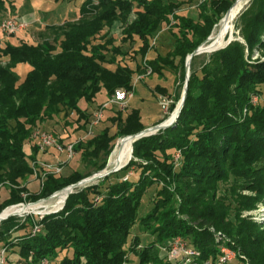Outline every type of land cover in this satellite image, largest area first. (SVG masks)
Segmentation results:
<instances>
[{"label":"trees","instance_id":"16d2710c","mask_svg":"<svg viewBox=\"0 0 264 264\" xmlns=\"http://www.w3.org/2000/svg\"><path fill=\"white\" fill-rule=\"evenodd\" d=\"M234 1L201 0L192 16L179 13L182 3L172 0H97L91 6V0H83L75 18L44 24L39 43L10 44L0 37V212L24 201L47 198L101 171L117 139L145 128L138 109H131L125 117L117 109L109 118L115 133L105 126L74 143V152L88 171L47 174L39 190L29 193L26 186L39 150L34 141L28 157L24 147L39 124L62 114L75 118L77 128L84 132L91 117L80 104H91L102 91L106 99L118 88L134 91L132 76L135 71L143 74L146 67L157 76L165 69L178 72L182 83L186 56L213 32ZM0 6L5 7V0H0ZM239 19L244 43L230 41L199 63L203 55L192 57L178 118L171 126L131 143L126 165L75 188L57 212L41 219L12 215L0 221L1 246L13 248L15 261L180 264L167 257L172 241L180 237L199 252L197 264L207 260L217 264L219 250L209 231L212 226L238 236L237 250L252 264H264L263 242L249 239V230L255 226L244 220L233 225L212 193L216 183L231 181L264 194V61H251L255 50L264 49V0H251ZM115 23L121 25V44H116L111 33ZM163 24L171 33V48L147 58L154 49L151 39ZM127 42L137 43L135 52L141 61L135 70L121 63L127 55L122 45ZM18 63L30 66L23 79L15 71ZM180 94L173 95L170 112ZM133 172L137 177L129 174ZM170 184H175L178 196L170 192ZM152 186L157 187L152 206L138 217L142 197ZM34 222L41 229L32 234ZM27 224L28 232L14 235ZM135 225L146 238L133 233L128 239ZM128 253L136 259L128 260Z\"/></svg>","mask_w":264,"mask_h":264},{"label":"rangeland","instance_id":"374dc122","mask_svg":"<svg viewBox=\"0 0 264 264\" xmlns=\"http://www.w3.org/2000/svg\"><path fill=\"white\" fill-rule=\"evenodd\" d=\"M177 1L182 2V6L180 7L179 13L183 15L186 14L192 16L196 15L197 4L200 2V0H192V1L177 0ZM81 3H82L81 0H70V1L61 0L58 2H55L53 0H5V7L1 8L0 6V20L6 17H13L19 22H22L24 20H27V22L38 21L41 22V24H38L37 22L33 23L32 25H28L26 28H22L10 35L0 33L1 40L9 42L10 44H17L22 41H26L30 43H39L43 40L42 27L44 25V22L47 21L48 23L50 22L62 23L65 20L75 18L78 15V11H79V7L81 6ZM96 3L97 0H91L89 6H91V4H96ZM250 3L251 0H248L247 4L239 11V13L230 23L229 28L225 33V41L229 36H233V38H238V40H240L241 43H244V40L240 35L239 17L249 7ZM217 26L218 24L214 27L213 32L216 31ZM111 33L115 39L116 44H121L120 30L116 29ZM171 45H172L171 33L168 31L167 25L163 24L160 27L159 32L157 33L156 43L153 46L154 49L152 53L148 55V57H153L157 52L161 54H165L171 48ZM122 46L127 51V56L123 58L121 63L126 64L134 69L136 65L141 61L140 55L136 54L135 52L137 50V43L134 42L130 44H124ZM209 53L211 52L202 53L201 55L203 56H201L197 62L199 63L201 60L207 57ZM251 61L252 62L264 61V49L255 50L251 54ZM108 67L110 69H114L115 65L108 64ZM29 70H30V66L27 63H18L15 66V71L21 79L24 78V76ZM164 71H165V78L163 80H160V78H158L156 74L145 75L141 79H137V80H136L137 76H134L133 83H136V88H135L136 91L134 92V96L132 97V99L129 100L125 108L122 109V112L124 113V117L131 109H140L143 114L144 125L148 126L150 124H154L157 120L166 116L162 114L161 109L157 103V92L154 89L155 83L160 80L159 84H162L165 88L171 90V93H173L172 95H174L178 92L181 93L184 80L181 83L179 77L180 73L178 72L176 73L168 69H165ZM106 98L107 97L105 92L102 91V93L91 104L85 105V103L82 102L80 104V107L85 109L86 112L89 113L91 117V113H93L95 107H97L100 103L105 101ZM262 98L264 99V95ZM256 99H257L256 97H253V101L256 102L257 101ZM117 109H118L117 107H112L109 110L105 109L103 119L99 122L98 127L94 129L95 133H97L100 129H102L105 126L110 127L111 133H115L116 131L115 126L111 125L109 118L115 115V111ZM157 115L159 116V118L157 117ZM77 126L78 123L75 122V118L63 117V115L60 114L59 117H57L56 119L49 120L39 124L36 129L53 133L58 138V141L60 140L61 143L67 144L69 142L76 141L77 139L81 138L84 135L83 129H79L77 128ZM118 140L119 139H117L114 142L113 149L115 148ZM33 142L34 140L30 139L25 144L24 151L28 157L32 153L31 144ZM110 156L111 155L109 154L107 158V162ZM60 159H64V154L62 153L57 155L55 151L53 152L52 148H49L46 152L38 151L37 154V161H41V162L43 161L50 164H55ZM137 161H141V160H137ZM89 169L90 168H88L87 166H84L78 153H75L74 156L64 164L62 175L64 176L68 175L70 172L74 170L83 173L88 171ZM129 174L132 176L135 175V177H137L138 175V173L135 172ZM168 187L170 188L169 190L171 193H174L175 196H178L176 192L175 184H170ZM156 188H157L156 186L150 187L146 192V194L142 197L141 204L137 211L138 217L143 216L151 208L152 206L151 196L155 192ZM26 189L29 193H36L39 190L38 180L32 176L31 180L27 183ZM212 193H213L214 201L217 203L219 201L220 204L223 205V209L228 214L229 219L230 218L232 219L233 225L236 226V224L239 221L244 220L251 222V224L255 226L254 229L249 230V239L250 240L259 239L260 241H262L263 242L262 249H264V194L262 196L257 195L255 192L249 190L247 187L239 186L231 181H221L218 184L216 183V188ZM1 197H3V194L2 196L0 194V198ZM246 198H251L250 202L248 201L249 203L247 202ZM48 201L51 200H45L44 202L41 203L46 205L49 203ZM44 205L41 208L36 209V211L17 214L14 216H18L22 218L25 216H30V217L32 216L35 219H37L40 214H46L49 211H51V207L45 208ZM213 209L217 211L216 206H214ZM232 216H234V219ZM183 217L187 218L186 216ZM226 221L228 222L229 220ZM228 223H230V221ZM29 229L30 227L27 224L25 226V229L14 233V235H16L17 233L22 234L28 232ZM131 231L132 233L129 235L128 239H130L133 233H137L142 239L147 237L146 233L142 231L141 232L137 231V225H135L131 229ZM209 231L213 235L214 243L216 244L214 246L215 249L219 250L218 251L219 253L217 254V259L215 260L217 261V264H242V263L252 264L245 255L241 254L240 251L237 250L238 248L236 244V238L238 236L237 237L230 236L226 232L222 230H218L217 228L212 226L209 227ZM172 242H173L172 243L173 253L170 254V251H167V255H168L167 257L173 259L174 261L180 264H197L196 258L199 257L198 251L188 247V245L180 237H176ZM3 249L4 251L2 257L1 250ZM11 249L13 248L10 247L5 248L1 246L0 243V264H21L19 263L21 261L19 262L15 261L16 256L10 252L12 251ZM158 250L161 255L162 254L166 255V250H164V248L158 247ZM7 257H9L10 260H8ZM125 257H127L128 260L136 259L131 253L126 254ZM223 257H225L224 260H222ZM235 259L239 260V261L237 260L238 263L235 261ZM126 263H128L126 260L122 262V264H126ZM203 264H213V263L210 260H207L204 261Z\"/></svg>","mask_w":264,"mask_h":264},{"label":"built area","instance_id":"2783aa9c","mask_svg":"<svg viewBox=\"0 0 264 264\" xmlns=\"http://www.w3.org/2000/svg\"><path fill=\"white\" fill-rule=\"evenodd\" d=\"M26 26L27 25L25 23L19 22L13 17H6V18L0 20V33L10 35V34L17 32L18 30H20L22 28H25ZM154 42H155V38L152 41V45L154 44ZM150 74H151V69L149 67H146L145 72L143 74H138L136 77V80L141 79L145 75H150ZM133 93H134L133 90H127L124 88L116 89L113 92V94L108 99H106V101L101 103L93 111V113L91 115V119H90L89 123L87 124L86 129L84 131V135L81 138L77 139L76 141L83 140L86 137L93 136L94 135V128L101 121V119L103 117L104 110L107 109L108 107H117L118 109L122 110L127 105V102L129 101V99L133 96ZM157 103L161 109L162 114L166 115L165 119L163 120V121H165L169 117V115L172 113V112H170L169 108H170V105L173 103V100L170 97L159 94V95H157ZM31 139H33L36 142L38 150L41 152H46L49 148H53L59 154H62V153L64 154V159L58 160L57 163H55V164H50V163L43 162V161L42 162L36 161V162L32 163V167H33L32 176L38 180L39 184H42V182H43V180L47 174H53V175L61 174L64 164L68 160H70L75 154L73 146H74V143L76 141L69 142L67 144H62L58 141V138L53 133H50L47 131H41L39 129H34L32 131V134H31ZM39 169L41 171H40V176L38 177ZM26 194L27 193H24V192L21 193L23 198L26 197ZM44 201L45 200H40L39 202H44ZM30 203L33 204L34 202L32 203V202H25L24 201V202L15 204V205H28ZM35 203H37V202H35ZM15 205H13V206H15ZM62 205L58 208V211L62 207ZM55 210H57V209H55ZM55 210H51L46 214H49L51 212H57ZM44 215L45 214H40L37 219H41ZM40 229H41V225L34 222L33 227H32V234L39 232ZM172 243H171V248L169 250L170 254L173 253ZM3 251H4V249L1 250L2 257H3ZM224 259H225V257L222 258V260H224ZM40 264H47V261L41 260Z\"/></svg>","mask_w":264,"mask_h":264},{"label":"bare ground","instance_id":"6f19581e","mask_svg":"<svg viewBox=\"0 0 264 264\" xmlns=\"http://www.w3.org/2000/svg\"><path fill=\"white\" fill-rule=\"evenodd\" d=\"M248 0H236L233 6L230 8L228 14L223 17L218 26L216 31L212 34V39L209 41V43H213V48H220L224 45H226L227 41L230 38H233V36H229L227 40L225 41V33L227 32L230 23L233 21V19L236 17V15L239 13V11L247 4ZM225 41V43H224ZM177 108L173 110V112L169 115V117L163 122L164 124L171 123L176 116ZM132 143V140L130 138H125L123 140L119 139L113 152L111 153V156L109 158V164L108 168H111L113 166H122L124 165L126 158L128 157V154L130 152V144ZM67 193L66 190L60 191L54 195L50 200L49 203L44 205L41 202L28 204V205H15L8 207L3 210L1 216H6L8 214H22V213H28L32 211H36V209L41 208L43 205L45 208H50L51 210H54L62 205L64 202V195ZM47 202V201H46ZM48 211V210H46ZM38 212V211H37Z\"/></svg>","mask_w":264,"mask_h":264},{"label":"water","instance_id":"95a60500","mask_svg":"<svg viewBox=\"0 0 264 264\" xmlns=\"http://www.w3.org/2000/svg\"><path fill=\"white\" fill-rule=\"evenodd\" d=\"M236 1V0H235ZM235 1L233 2V4L235 3ZM233 4L231 5V7L233 6ZM230 7V8H231ZM230 8L226 11V13L224 14V16L223 17H225L227 14H228V12H229V10H230ZM222 17V18H223ZM220 22V21H219ZM219 24V23H218ZM212 39V32H211V34L205 39V41H203L196 49H194L190 54H188L187 56H186V59H185V62H184V83H183V87H182V91H181V94H180V98H179V100H178V102H177V104H176V106H178V108H177V113H176V116H175V119L171 122V123H169V124H164L163 122H161V123H158V124H156V125H153V126H151V127H146V128H144L143 130H141V131H139L138 133H135V134H131V135H127V136H125V137H123V138H121V140H123V139H125V138H130L131 140H132V143L134 142V141H136L137 139H139V138H141V137H145V136H148V135H151V134H154V133H156L158 130H161V129H165V128H167V127H169V126H171L175 121H176V119L178 118V116H179V113H180V111H181V109H182V107H183V105H184V101H185V97H186V93H187V81H188V76H189V65H190V61H191V59H192V57H194V56H196V55H200V54H202V53H207V52H213V51H216V50H218V49H220V48H223L224 46H222V47H220V48H213L212 47V42L211 43H209V41ZM232 40H238V38H230L228 41H227V43L226 44H228L230 41H232ZM176 106H175V108H176ZM174 108V109H175ZM173 109V110H174ZM173 112V111H172ZM114 150V149H113ZM113 150L111 151V153L113 152ZM131 152H132V149H131ZM111 153H110V155H111ZM130 160V159H129ZM128 160V161H129ZM128 161L124 164V165H126L127 163H128ZM108 164H109V159H108V162L106 163V165H105V167L101 170V171H99V172H97V173H94V174H92L91 176H89V177H86V178H83V179H81L80 181H78V182H76V183H74V184H70V185H68V186H66V187H64V188H62L61 190H59V191H56V192H54L53 194H51L49 197H47V198H42V199H39L38 201H35V202H39L40 200H49V199H51L52 197H54V195L56 194V193H58V192H60V191H64V190H66L67 191V194H66V196H65V199H64V202H65V200H66V198H67V196L71 193V192H73V190L75 189V188H78V187H80V186H84V185H86V184H88V183H93V182H96L98 179H100V178H103V177H105L106 175H108V174H110V173H112V172H115V171H117V170H119L121 167H123L124 165H122V166H117V167H115V166H113V167H111V168H109V169H107V167H108ZM34 202V203H35ZM64 202H63V205H64ZM33 203V202H32ZM31 204V203H30ZM63 205H62V207H63ZM11 206H13V205H11ZM11 206H8V207H11ZM7 207V208H8ZM61 207V208H62ZM60 208V209H61ZM6 209V208H5ZM59 209V210H60ZM4 210V209H3ZM3 210L0 212V221H2V220H4V219H6V218H8L9 216H12V215H17V214H8V215H6V216H1V214H2V212H3ZM55 211H58V209L57 210H55Z\"/></svg>","mask_w":264,"mask_h":264},{"label":"crops","instance_id":"0c3cea01","mask_svg":"<svg viewBox=\"0 0 264 264\" xmlns=\"http://www.w3.org/2000/svg\"><path fill=\"white\" fill-rule=\"evenodd\" d=\"M172 1H174V2H179V1H177V0H172ZM187 1H192V0H187ZM81 2H83V0H81ZM182 3V2H181ZM82 4V3H81ZM198 5V4H197ZM182 6V5H181ZM180 6V7H181ZM180 7H179V10H180ZM79 12V11H78ZM24 17V16H23ZM45 20V19H44ZM46 21V20H45ZM23 23H25L27 26L28 25H32L33 23H38V24H41V22H38V21H34V22H27V20H24V21H22ZM52 23H58V22H50V23H48L47 21L46 22H44V24H52ZM26 26V27H27ZM25 27V28H26ZM116 29H119L120 30V33H121V25H120V23H115L114 25H113V27H112V30H111V32L112 31H115ZM155 38V42H154V44L156 43V39H157V34L151 39V45H152V41H153V39ZM125 44H128V42L127 43H125ZM154 44L152 45V46H154ZM152 51H153V49H151V50H149V52H148V54H147V58H153L155 55H156V53H155V55L153 56V57H148V55L150 54V53H152ZM125 56H127V55H125ZM125 56L123 57V58H125ZM124 65H126V64H124ZM128 66V65H127ZM131 68V67H130ZM131 69H133V68H131ZM136 69V67L133 69V70H135ZM137 72L135 71V73L133 74V78H134V76H137L138 74H136ZM158 78H160V80H163L164 78H165V71H164V73H163V75L162 76H157ZM159 80V81H160ZM159 81H157L156 83H155V86H154V89L156 90V92H157V95H159V94H161V95H164V96H167V97H170L171 99L173 98V97H171V96H173L172 94L173 93H171V90H168L167 88H165L162 84H159ZM132 84H133V89H134V92L136 91V83H133V80H132ZM145 86V85H144ZM159 88H161V89H164L166 92L165 93H161L158 89ZM133 96H134V93H133ZM132 96V97H133ZM132 97L129 99V100H131L132 99ZM106 101V100H105ZM104 102V101H103ZM102 102V103H103ZM96 108V107H95ZM112 107H108L107 109L109 110V109H111ZM139 110V114H140V120H141V122H142V124L144 125V119H143V114H142V112H141V110L140 109H138ZM104 113H105V110H104ZM104 113H103V116H104ZM157 117L159 118V116L157 115ZM102 119H103V117H102ZM101 119V120H102ZM160 120V119H159ZM159 120H157L154 124H150V125H148V126H145V128L146 127H149V126H153V125H155ZM98 127V125L95 127V128H97ZM94 128V129H95ZM95 133V132H94ZM83 134H84V132H83ZM52 150H53V152L55 151V153L57 154V155H59V153L55 150V149H53L52 148Z\"/></svg>","mask_w":264,"mask_h":264}]
</instances>
